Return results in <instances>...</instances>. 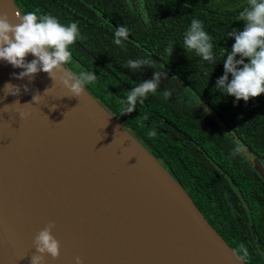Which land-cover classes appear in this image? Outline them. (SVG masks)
Here are the masks:
<instances>
[{
  "label": "water",
  "instance_id": "water-1",
  "mask_svg": "<svg viewBox=\"0 0 264 264\" xmlns=\"http://www.w3.org/2000/svg\"><path fill=\"white\" fill-rule=\"evenodd\" d=\"M17 12L0 0L11 23ZM21 71L0 61V264H31L49 224L60 255L44 264H245L86 90L69 96L47 73L16 79ZM248 161L264 182L260 162Z\"/></svg>",
  "mask_w": 264,
  "mask_h": 264
},
{
  "label": "trees",
  "instance_id": "trees-1",
  "mask_svg": "<svg viewBox=\"0 0 264 264\" xmlns=\"http://www.w3.org/2000/svg\"><path fill=\"white\" fill-rule=\"evenodd\" d=\"M13 1L22 14L38 10L61 24L78 25L80 37L69 47L72 59L64 68L74 75L94 73L95 82L85 90L181 185L239 258L241 246L247 248L245 264H264V182L246 161L247 155L255 157L264 168V94L244 102L216 89L235 43L229 34L243 30L240 12L249 0ZM193 19L211 37L212 61L184 47ZM119 26L129 35L116 45ZM138 59L151 63L137 70L127 66ZM155 71L162 74L157 91L127 112V93L153 79ZM180 87L196 96L207 116L183 101ZM233 136L246 156L233 155ZM251 236L259 253L246 242Z\"/></svg>",
  "mask_w": 264,
  "mask_h": 264
},
{
  "label": "clouds",
  "instance_id": "clouds-1",
  "mask_svg": "<svg viewBox=\"0 0 264 264\" xmlns=\"http://www.w3.org/2000/svg\"><path fill=\"white\" fill-rule=\"evenodd\" d=\"M16 19L18 23H11L7 15H0V61L7 62L14 68L23 69L15 76L16 79L32 80L42 71L53 81L56 82L58 79L70 93L69 96L81 97L85 87L95 82L97 77L91 72L74 75L64 68L72 59L69 47L80 37L78 25L61 24L55 17L39 14L38 10L22 15L17 12ZM240 19L244 22L243 30L229 34L235 43L224 60V75L217 80L216 89L224 90L237 101L248 102L264 94V0H249L248 6L240 12ZM128 35V29L119 26L114 32V43L120 45ZM183 43L187 50H194L204 61L214 59L211 37L199 19L191 21L189 29L184 34ZM166 51L171 55L173 47L170 45ZM29 54L34 59L26 62ZM150 63L151 61L146 59L129 60L127 66L137 70ZM161 75L160 71H155L153 79L141 82L127 93V112H134L137 102L143 103L149 94L157 91ZM7 88L16 89L12 95L19 94L18 86L8 83L5 85V89ZM33 100L36 101L37 96H34ZM242 150L237 143L233 155L239 154ZM53 228L54 225L49 224L35 236L33 246L37 254L32 256L31 264H44L46 256L53 260L59 258L60 244L52 235ZM240 251L242 253L240 259L243 260L248 255V250L241 246ZM74 264L83 262L77 257Z\"/></svg>",
  "mask_w": 264,
  "mask_h": 264
},
{
  "label": "rangeland",
  "instance_id": "rangeland-1",
  "mask_svg": "<svg viewBox=\"0 0 264 264\" xmlns=\"http://www.w3.org/2000/svg\"><path fill=\"white\" fill-rule=\"evenodd\" d=\"M180 90H184L185 92L182 93L181 98L183 99V101L192 108H195L196 110L200 111L202 113V116H207V112L206 110L202 107V105H200L199 101L196 99V96H194L192 93H188V90L185 89L184 87H180ZM209 120H211V116L209 114ZM213 126H215V124H211ZM217 129H219L220 131H222L223 133H227L228 130L226 128H224V126L222 127L217 126ZM229 133V132H228ZM230 134V133H229ZM232 140L234 141L235 145L238 143L241 147L242 145L239 143L238 140L235 139V137H232ZM242 152H240L241 156L243 155L246 156V154L244 153V148L242 147Z\"/></svg>",
  "mask_w": 264,
  "mask_h": 264
},
{
  "label": "flooded vegetation",
  "instance_id": "flooded-vegetation-1",
  "mask_svg": "<svg viewBox=\"0 0 264 264\" xmlns=\"http://www.w3.org/2000/svg\"><path fill=\"white\" fill-rule=\"evenodd\" d=\"M249 159V156L247 155L246 156V161ZM249 162V161H248ZM260 177V176H259ZM223 198H224V201L226 202V204L229 206L230 208V211H231V214L232 216L235 217V211L233 210L234 208L232 207L231 203H230V198H229V192H227L226 190L223 189ZM246 238V242L248 244V246L254 250V251H257L259 253V250H257V246H258V241L253 238L251 236V239H248V237H245Z\"/></svg>",
  "mask_w": 264,
  "mask_h": 264
}]
</instances>
